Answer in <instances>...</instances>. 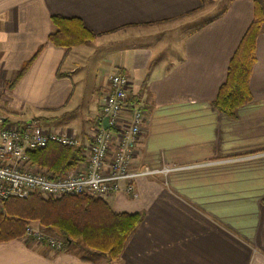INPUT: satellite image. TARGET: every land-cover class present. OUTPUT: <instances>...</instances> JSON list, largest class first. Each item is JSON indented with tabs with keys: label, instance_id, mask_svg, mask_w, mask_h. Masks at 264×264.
I'll use <instances>...</instances> for the list:
<instances>
[{
	"label": "crops",
	"instance_id": "crops-1",
	"mask_svg": "<svg viewBox=\"0 0 264 264\" xmlns=\"http://www.w3.org/2000/svg\"><path fill=\"white\" fill-rule=\"evenodd\" d=\"M222 1L216 12L217 0H0L5 113L49 119L46 128L87 141L117 69L146 109L137 166L161 172L136 180L137 197L104 198L116 212L143 214L119 264H264V23L252 99L229 115L214 101L254 0ZM53 15L81 19L95 40L54 45ZM0 264L94 263L23 236L0 242Z\"/></svg>",
	"mask_w": 264,
	"mask_h": 264
},
{
	"label": "built area",
	"instance_id": "built-area-1",
	"mask_svg": "<svg viewBox=\"0 0 264 264\" xmlns=\"http://www.w3.org/2000/svg\"><path fill=\"white\" fill-rule=\"evenodd\" d=\"M130 84L124 71L117 69L108 75L95 130L87 141L46 128L38 118L11 124L0 116V208L12 197L27 198L35 193L52 198L79 194L105 198L117 193L137 197L136 180L161 171L137 166L146 109L140 101L130 100ZM50 144L81 147L84 158L55 176L30 158V152ZM25 231L26 237L46 243L54 252L64 246L61 237L40 227L27 225Z\"/></svg>",
	"mask_w": 264,
	"mask_h": 264
},
{
	"label": "trees",
	"instance_id": "trees-1",
	"mask_svg": "<svg viewBox=\"0 0 264 264\" xmlns=\"http://www.w3.org/2000/svg\"><path fill=\"white\" fill-rule=\"evenodd\" d=\"M55 30L49 41L60 47H76L93 41L96 34L76 17L51 16ZM264 23V0H254L253 18L229 62L227 76L220 86L215 106L234 115L238 107L252 99L249 79L255 62L257 36ZM27 62L17 73V81L28 69ZM34 163L46 167L55 176L65 173L84 158L81 147L50 144L30 152ZM140 212H116L103 197L88 194L64 195L58 198L35 193L27 198L12 197L0 210V242L18 239L26 234L29 222L55 230L64 240L62 250L79 244L85 251L105 257L119 258L126 242L141 224Z\"/></svg>",
	"mask_w": 264,
	"mask_h": 264
},
{
	"label": "rangeland",
	"instance_id": "rangeland-1",
	"mask_svg": "<svg viewBox=\"0 0 264 264\" xmlns=\"http://www.w3.org/2000/svg\"><path fill=\"white\" fill-rule=\"evenodd\" d=\"M211 2H213V0H210ZM218 1V6H217V11L216 12H220L222 9H223V1L222 0H217ZM222 1V2H221ZM216 9H214V10H216ZM211 13V12H210ZM214 13H213V11H212V13L210 14L211 16L213 15ZM95 40V39H94ZM104 46H99L98 47V49H99V51L101 52V48H103ZM100 52H98V53H96V55H98ZM80 54V53H79ZM87 55H90V57H92L94 54L93 53H89V51L88 52H83V53H81V56L83 57V56H87ZM88 94V92H86V95ZM87 97H88V95H87ZM80 113H81V111H80ZM6 115H9V114H7V113H5L4 111H3V109H2V101H0V116H6ZM18 120L19 119H17L16 118V116H14V115H9L8 116V118H7V121L9 122V123H11V124H16V123H19L18 122ZM49 119H43V118H41L40 119V122H41V124H42V126H44V127H47V126H50V124H48L49 123V121H48ZM92 124H93V122H92ZM93 127V125H91L90 124V127L89 128H92ZM4 205V204H3ZM3 205H2V207L0 208V210L1 209H3ZM28 225H30V226H32L33 228H37V227H40L43 231H45V232H47V233H49V234H51V235H54V236H57V237H61L55 230H53V229H49V228H42L41 226H40V224L38 223V222H29L28 223ZM69 250H76V252L77 253H79V254H82V255H85V256H87V257H91V260L93 261V263L94 264H112V263H115V264H119V260L117 259H115V260H110V261H108L105 257H103V256H101V255H94V254H91V253H89V252H87V251H85L82 247H80L79 246V244H72V245H69L68 247H67Z\"/></svg>",
	"mask_w": 264,
	"mask_h": 264
}]
</instances>
